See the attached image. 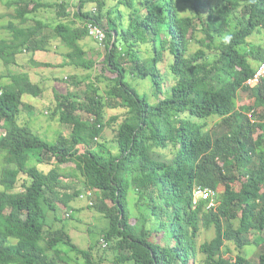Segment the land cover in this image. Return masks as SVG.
Segmentation results:
<instances>
[{"label": "trees", "instance_id": "trees-1", "mask_svg": "<svg viewBox=\"0 0 264 264\" xmlns=\"http://www.w3.org/2000/svg\"><path fill=\"white\" fill-rule=\"evenodd\" d=\"M88 4H96V14ZM11 6L20 22L0 29L11 34L0 41L9 72L0 75V264H264V244L258 261L244 255L264 240V82L245 87L264 62V48L249 44L264 32V0H81L75 20L65 2ZM53 9L57 24L25 26ZM89 20L106 32L105 72L95 81L71 78L85 91L55 94L46 112L70 135L49 143L20 123L25 98L44 96V86L21 69L94 71L97 62L83 45L93 40ZM53 39L68 50L63 62L36 60L53 51ZM25 55L32 57L26 68L19 62ZM164 66L174 81L167 90ZM130 78L151 81L158 102ZM241 92L253 95L251 105L238 106ZM68 165L80 178L62 168ZM196 186L216 191V210L194 205ZM87 192L94 193L88 206L108 225L82 249L59 209L72 211ZM203 229L215 236L199 245Z\"/></svg>", "mask_w": 264, "mask_h": 264}, {"label": "rangeland", "instance_id": "rangeland-1", "mask_svg": "<svg viewBox=\"0 0 264 264\" xmlns=\"http://www.w3.org/2000/svg\"><path fill=\"white\" fill-rule=\"evenodd\" d=\"M5 1H19V0H4ZM52 1V0H51ZM56 2H61V0ZM49 2V1H48ZM65 3H67L70 6V12L72 15V18L75 20L74 15L77 11L79 0H64ZM97 9L96 4H88L86 6V11L94 12V10ZM53 11H50L49 14L46 17V20L49 22V24H55L56 23V17L52 13ZM97 12V11H96ZM185 15H189L190 11L188 8L184 10ZM10 18H5L0 22V25H6L8 24V21ZM71 21V19H69ZM11 21V20H10ZM51 34L52 31L49 30ZM3 32H0V41L4 40L5 35L7 34H1ZM249 44L250 46H254L256 49L258 47L264 48V32L257 33L256 35L249 38ZM83 45L85 49L88 52L89 58H92L95 62H97V66L94 69V71H83L80 69H52L51 71L46 69H41L44 72V76H41V83L43 84L44 88L46 89L44 101L41 103H38L37 99L33 98L32 96H27L25 100H29L26 102V104H32L33 107H31L30 111L29 109H24L23 114L20 119L21 125H27L33 129V131L37 134H39L44 140L48 141L49 143H56L58 138L61 136V134L64 135H70V130L63 125H61L58 120H55L51 117V114H47L46 107L52 106L55 107V94H66L67 92H73L74 94L78 93L79 91H85L86 85H82L80 87H76L73 85L71 78L77 77L79 81L84 82L88 80L95 81L96 77L101 75L104 70V60L106 57V52L102 51L98 48L97 44L90 38L85 40L83 42ZM248 47L247 50H249ZM57 51L58 56H61V50L60 48L56 50V48L53 49V52ZM59 61V59H56L54 62ZM164 77L166 76V90L170 88L174 81L173 79L168 75L167 67L164 66ZM8 72L7 67L1 62L0 60V75H6ZM108 77H112L113 75L111 73H107ZM65 77L67 76V80L63 83L61 82H55L54 78L51 77ZM90 78V79H89ZM43 80H45L43 82ZM52 80V81H51ZM130 82L132 83L133 87L142 95H147L152 103H157L158 100L156 97H154L153 94V86L152 82L149 80H139L130 78ZM4 84H7L8 82L6 80L3 81ZM101 87L104 89L106 81L102 80L100 83ZM2 87V86H0ZM53 89V90H52ZM252 94L250 92H241L239 97V107L242 106H249L252 104ZM163 98V97H161ZM47 104V105H45ZM112 116L113 114L108 112V116ZM220 120V118H213L209 121H207L208 130H215V124ZM201 122V121H199ZM204 123V122H203ZM202 124V123H201ZM2 130L0 129V136L2 135ZM258 136V135H257ZM84 152V149H82ZM35 163H37L34 160H30L28 165L29 166H35ZM38 165V163H37ZM62 168H66L65 170L67 173H73L75 175H79V173L76 171V167L74 165H68L64 166ZM79 177V176H78ZM80 178V177H79ZM75 184L78 186V188H83L78 181H80L78 178H74ZM138 198L137 195L131 191L130 195V207L133 211L134 215H137V208L135 206ZM95 205L97 203V197L94 199ZM72 211H68L66 208L61 207L59 209V216L63 219L66 217L69 221L65 223L67 231L71 234L72 238L74 239V242L80 246L82 249H88L92 244L99 241L101 234L106 229V226L108 225V222L104 220V217L98 213V211L94 207H89L88 202L86 200L81 201L80 199H77L72 203ZM72 213L73 217L68 218L67 214ZM215 231L210 230L207 231L205 229L202 230L200 237L198 239L199 245L210 241L214 238ZM263 244L264 240L260 241V246H248L244 250V255L247 256L251 261H258L260 258V255L263 253ZM202 257H200L199 260H201ZM200 263V261L198 262ZM75 264V263H74Z\"/></svg>", "mask_w": 264, "mask_h": 264}, {"label": "crops", "instance_id": "crops-1", "mask_svg": "<svg viewBox=\"0 0 264 264\" xmlns=\"http://www.w3.org/2000/svg\"><path fill=\"white\" fill-rule=\"evenodd\" d=\"M44 1V0H43ZM46 2L47 1H49V2H56V1H54V0H45ZM57 1H59V0H57ZM75 1V0H74ZM14 2H16V1H5L4 2V0H0V15H1V19H0V22L2 21V20H4L5 18H10V20L8 21V24H6V25H9L11 22H14V23H19L20 21H16L15 20V12H16V7L15 6H11V4H13ZM61 2H64V0H61ZM80 2H81V0H79V5H78V8H79V6H80ZM56 3H58V2H56ZM77 8V9H78ZM50 11H53L52 13H53V15L56 17V23L55 24H57V22L59 21V14H58V12H56V10L55 9H53V10H41V11H39L38 12V14L36 15V16H32V18H31V20L25 25V26H27V27H31V26H34L35 25V22H34V20L35 21H43V22H46V17H47V15L49 14V12ZM5 25H0V29L1 28H3ZM51 35V33L49 32V30H46L45 31V35ZM5 40H9V39H11V34H10V32H7V34L5 35ZM56 42V43H55ZM52 43H54V44H56L55 45V47L54 48H56V50H58L59 48L61 49V50H63L62 52H61V56H58V53H56L57 51H52V52H49V53H38L37 55H36V60H38V61H40V62H44V63H52V64H55V65H58V64H60V63H62L63 62V56L68 52V50H67V48L64 46V45H58L57 44V41L56 40H54L53 39V42ZM96 44V43H95ZM31 59H32V57H28L27 55H25V56H19V62H20V64H21V66H23V67H25L26 68V65H28V62H30L31 61ZM56 59H59V61H57V62H54ZM31 67V69L29 68V69H21L23 72H26V71H29L30 73V75H31V80L35 83V84H37V85H39V86H43V84L41 83V79L40 78H38V76H44V72H43V70H40V69H38V68H33L32 67V65L30 66ZM66 69H68V70H71V69H73V68H71V67H68V68H66ZM14 72L15 73H18V71L17 70H14ZM9 72H7V74H8ZM6 74V75H7ZM36 75H38L37 76V78H36ZM52 79L54 78V77H51ZM7 82H8V84L11 82L9 79L8 80H6ZM45 80H43V82H44ZM52 81V80H51ZM53 90V89H52ZM45 92H46V89L44 88V96L42 97V98H37V101H38V103H41L42 104V102L44 101V99H46V97H45ZM27 101H29V100H26V102ZM26 102H25V104H26ZM26 107H27V109H29V111H30V109H31V107H33L32 106V104H26Z\"/></svg>", "mask_w": 264, "mask_h": 264}, {"label": "built area", "instance_id": "built-area-1", "mask_svg": "<svg viewBox=\"0 0 264 264\" xmlns=\"http://www.w3.org/2000/svg\"><path fill=\"white\" fill-rule=\"evenodd\" d=\"M97 10H94V14H96ZM87 25L90 31V37L95 39L100 47V49L106 51V32L103 27H100L94 20L87 21ZM264 80V63L259 68L255 76L248 80L247 86L256 87ZM89 195V196H88ZM94 193L87 192L86 195L82 196L83 200H87V198H92ZM194 197V205L200 204V202H205L207 204L208 210H216L221 204L216 191L211 188L196 186L193 192ZM89 205L93 206V200H89Z\"/></svg>", "mask_w": 264, "mask_h": 264}, {"label": "clouds", "instance_id": "clouds-1", "mask_svg": "<svg viewBox=\"0 0 264 264\" xmlns=\"http://www.w3.org/2000/svg\"><path fill=\"white\" fill-rule=\"evenodd\" d=\"M225 39H226V41H227L228 38H225ZM93 40H94V39H93ZM95 43H97V42L95 41ZM97 45H98V43H97ZM98 48L100 49L99 45H98ZM101 50H102V49H101ZM102 51H104V50H102ZM105 52H106V51H105ZM263 63H264V62H263ZM263 63H262V64H263ZM262 64H261V66H262ZM261 66H260V67H261ZM260 67H259V68H260ZM259 68L257 69V71L259 70ZM257 71H256V73H257ZM256 73H255V74H256ZM255 74H254L251 78H253V77L255 76ZM251 78H250V79H251ZM248 80H249V79H248ZM248 80H247L246 83H245V87H246V88H249V89H255V88L261 86L262 83L264 82V80H263L258 86L252 88V87L247 86V82H248ZM250 117L252 118V115H250ZM193 201H194V197H193ZM93 203L95 204V202H93Z\"/></svg>", "mask_w": 264, "mask_h": 264}]
</instances>
